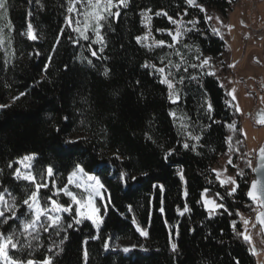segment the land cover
I'll return each mask as SVG.
<instances>
[{"label":"trees","instance_id":"trees-1","mask_svg":"<svg viewBox=\"0 0 264 264\" xmlns=\"http://www.w3.org/2000/svg\"><path fill=\"white\" fill-rule=\"evenodd\" d=\"M231 1L196 4L225 16ZM7 3L0 104L10 107L0 109V191L24 209L22 201L34 186L13 173L18 159L34 155L32 173L40 182L50 181L41 196L52 195V185H66L77 165L99 180L106 195L99 228L87 219L75 224L72 214H64L62 227L39 232V243L32 242L31 248L17 236L23 246L9 255L36 261L52 256L53 264H257L252 245L237 233L238 214L252 210L253 202L246 197L252 175L248 169L237 174L236 191L229 194L211 170L220 157L242 156L245 149L237 113L218 78L205 66L190 65L200 54L219 57L225 45L199 7L186 0H129L116 21H103V41L95 43L81 40L66 23L68 0ZM149 9L153 31L172 30L168 17L195 22L182 38L188 45L186 64L175 54L179 44L151 49L137 42L144 30L141 13ZM160 11L167 16H157ZM29 23L36 40L24 34ZM157 37L171 42L167 34ZM146 63L165 66L171 73L175 100ZM176 64L179 69L172 66ZM21 92L26 95L13 102ZM49 166L54 173L50 178ZM203 192L224 207L207 211ZM70 223L73 227L68 228ZM18 227L12 220L0 225V232H18ZM65 235L64 244L49 252ZM127 239L144 250L125 254L104 249L107 240Z\"/></svg>","mask_w":264,"mask_h":264},{"label":"rangeland","instance_id":"rangeland-1","mask_svg":"<svg viewBox=\"0 0 264 264\" xmlns=\"http://www.w3.org/2000/svg\"><path fill=\"white\" fill-rule=\"evenodd\" d=\"M84 2L86 3L87 0H85ZM203 7L204 9H206V12H203L204 16H211L212 19L209 20V22L211 23L212 27L219 29V35L222 37L225 43L224 51L219 57L216 58L208 54H200L198 56L200 57V59H197V63L190 62V65H199L205 57L211 58L209 64L204 66L210 73H215L214 75L218 78L219 83L225 89L227 102L233 106L234 111L238 116L240 134L242 136L245 153L242 156H233L228 153L220 157L211 167L216 180L220 185L226 188L228 193H230L231 189L233 187H236L237 174H240L245 169H248L250 174L252 175L253 161L250 159V157H253L254 152L258 154L260 148L264 146V124H260L258 122L259 120L257 119L258 116H264V0H232L231 9L228 10L225 16H222L215 9L205 6ZM77 8L80 13L87 11L84 4H78ZM122 8L123 7H121L120 9ZM113 11H115V9H113ZM68 16H71L74 21L77 19L83 20L84 18L82 14L77 15L76 12H73L71 14L68 13ZM149 16L151 17L148 12L147 15H142L144 30L143 33L139 36L142 38L139 43L147 48H150L149 45H154L156 41L161 40L159 39V37H157V34H167V36H169L171 40L170 44L173 46L168 47V45L170 44L165 43V48H174L179 44V46H181L178 47L179 50L177 51L179 55H177V53L175 54L178 56V60L182 62L183 65L186 64L188 62H186L187 58L184 53L186 44L182 42V38L187 32V29L193 28V24L189 23V21L193 20H186L180 17L178 19H174L175 21H177V23H172V30L165 31L157 29L153 31L150 26L151 19L148 18ZM217 17H219V19H216ZM7 19L8 16L6 13L3 15L2 19L0 18V27H3V43L0 44V46H3L7 40L9 32V23ZM221 21L223 23H221ZM70 27L74 30V27H76L75 23H73V25ZM80 27L83 28V25L81 24ZM177 27H180L181 31L184 34L178 38V42H175L172 40V36L169 35V33L171 32L172 34H175ZM32 28L33 33L36 35L35 27L32 26ZM26 33L27 28L24 34L28 39H30ZM75 33L81 40H85L82 36H80L78 32L75 31ZM86 34L89 36V39L87 40H91L95 43L101 42L98 40L95 32L91 27H89ZM152 48L155 47H151V49ZM227 65L229 67H227ZM161 67L165 68V66H156V68ZM156 73L159 74L162 80L164 75L168 74V71H166L165 69V74H160L158 72ZM168 79L171 80L170 75L168 76ZM171 82L173 83L172 80ZM233 90L235 99L233 98L232 94ZM168 91L170 92L169 89ZM172 92L173 95L171 100H175V88L172 90ZM237 107L240 109V111L237 110ZM26 156L34 157V155H25L16 161V169L19 168L22 173L29 170L32 172L31 167L34 158L32 160H24V157ZM230 159L232 161L231 164L228 163ZM249 160L251 161V166H248ZM26 165L30 166V168H27ZM213 169H215L216 171H213ZM73 172H76V176L73 178L74 181H79L82 186L76 187L75 183L68 184L67 179L66 185L68 190L76 194L77 198L83 199L87 197V193L84 192L85 187L92 186L94 188H97L99 194L94 195L92 203L94 207L98 209L95 218L102 221V209H105L106 206V195L104 193L103 187H100L101 183L100 185H96L95 180L88 179V177L90 176L94 177L93 175L87 174L85 172L80 173L77 171V169H75ZM217 173H219V178L217 177ZM229 177L235 180V185L227 182L224 184L221 183V181H227ZM252 177L253 176H251V178ZM47 182L48 184H50V181L47 180ZM64 186L57 187L55 185H52V195L50 196H41L39 194L41 204L43 206H47L48 197H52V199L56 200L58 203L64 204L65 206L71 204V199L63 192H60L59 195L55 194L57 189L63 188ZM5 199L9 202V204H11L12 199L6 194ZM61 200H63V202ZM206 200H214L217 204H219L218 199L215 196H211L203 192L202 202L205 209L209 212H213L215 209H217H214L211 206L207 205L205 203ZM76 207L77 206L75 204H72V215H74V210ZM258 208L259 204L256 201H253L251 212L238 214L240 226L237 228V233H245L246 235H249L251 237V240L249 242L254 249L257 264H264V239L262 238L260 229L254 223V219H252V222L249 219L250 217H254L255 213L258 211ZM84 211H87V209H84ZM64 214L69 215L70 213H61L62 218ZM6 215L10 214L6 213ZM30 218L31 217L26 206H24L23 210H19L18 208L17 216L7 221V223L12 220L18 222V232L17 230L11 231L6 233L5 235L9 233H16V238L18 236L19 239L24 242V237L20 236L21 222ZM84 219L87 218H83L82 220ZM87 220L92 223L91 219ZM245 220L248 221L247 225H245L244 223ZM44 222L45 224L48 223L47 221ZM7 223H4L3 219L0 218V225L4 226ZM92 225L97 229V227L93 223ZM41 231L43 230H40V232ZM240 236L243 238L242 235ZM28 239L31 241V243L33 242V244L35 243L37 245L39 243V241L37 240H31V237H29ZM106 242L109 244V247L107 249L104 248L106 251H121L125 254H128L135 250H144L143 246L140 243H136L128 239L114 241L107 240ZM25 244L26 243L24 242L23 245ZM133 245L135 247H133ZM126 247L129 248V251H124V248ZM0 264H3V262L0 261Z\"/></svg>","mask_w":264,"mask_h":264},{"label":"snow or ice","instance_id":"snow-or-ice-1","mask_svg":"<svg viewBox=\"0 0 264 264\" xmlns=\"http://www.w3.org/2000/svg\"><path fill=\"white\" fill-rule=\"evenodd\" d=\"M186 3L199 7L200 11L206 12V9L202 5H197L196 0H186ZM78 4H84L85 8L87 11L80 13L77 5ZM129 0H87L85 3L84 0H68V7H67V12L69 14L76 12L77 15H83V20H73L71 16H66L65 20L66 23L69 24V26H72L73 23H75L76 27H74V31L78 32L80 36L83 37V39L87 40L89 39V36L86 34L87 30L89 27L92 28V30L95 32L97 38L99 41H103V37L100 35V29L103 27V21L108 20L111 17H118L120 15V8L121 7H128ZM115 9V11H113ZM8 10V3L7 0H0V18L3 17V15L7 12ZM151 9L147 10V12H150ZM147 12H142L141 15H147ZM187 14V13H185ZM157 16L164 15L167 16V12H157ZM151 19V17H148ZM168 19L176 24L177 21L173 20L172 17H168ZM206 20H211V16L205 15ZM216 19H219L217 17ZM189 23H192L195 26L194 21H189ZM221 23H223L221 21ZM83 25V28L80 27V25ZM231 27V26H229ZM187 31H191V29H187ZM212 31L219 35V29L218 28H213ZM27 36L35 40L37 39L36 35L33 33V28L31 23L27 25ZM184 33L181 31L180 27H177L175 34H172L171 32L169 35L172 36V40L175 42H178V38L183 35ZM141 37H136L137 42L141 41ZM146 39V37H145ZM3 43V27H0V44ZM165 46V41L160 40L156 41L154 45H149V47H163ZM173 45H168V47H172ZM185 47H188V45H185ZM101 51L103 49L101 48ZM92 55L95 56L96 52L93 51ZM177 55L179 53L177 52ZM163 59V58H162ZM197 59H200V57H197ZM210 57H205L199 65H192V67H203L204 65H208L210 62ZM91 63V61H89ZM169 65H171V61H169ZM144 67H152L156 72L160 74H165V68H156L155 65H149L145 64L143 65ZM173 67L179 69L180 65H172ZM187 69H185L186 71ZM210 75H214L215 73H209ZM104 75H108V69H105ZM171 75L169 72L167 75H164L163 79L161 80L162 83L166 84L168 89L170 90L169 92V99H172L173 92L172 90L174 89V85L171 82V80L168 79V76ZM182 82V81H181ZM233 98L235 99L234 96V90H233ZM26 95V93H19V95L12 97V101L15 102L16 100H19L20 97ZM178 99V96H177ZM175 102V101H173ZM10 107L9 104H0V109H4ZM211 104H208V109L211 110ZM237 110L240 111V109L237 107ZM174 115V114H173ZM260 124H264V116H261L259 121ZM230 127H235V125H230ZM189 135H191L189 133ZM246 135V133H245ZM193 139L199 140V137H193ZM231 137H228L229 143L231 142ZM69 144H74L76 141L73 140H68L66 141ZM239 143V142H238ZM184 148H189L188 143H184L183 145ZM231 150V148H230ZM239 151V149H237ZM170 154V153H169ZM259 156H260V163L258 165V168L253 169V171H258L261 168H264V146H262L259 150ZM34 157L33 156H26L24 157V160H32ZM229 164L232 163L231 159L228 161ZM248 166H251V161H248ZM8 167H12L11 164L8 165ZM27 168H30V166L26 165ZM77 171L80 173H83V168H81L79 165H77ZM213 171H216L213 169ZM47 177H52L54 175L53 169L51 166H49L46 170ZM241 175L243 174L242 172L240 173ZM15 178L17 180L23 179L24 181L28 182L29 185L34 186V190L30 191V194H26V198L23 199L22 204L27 207L28 213L30 214V219H26L21 222V231H20V236L24 237V242L26 243L28 248L33 247L31 241L28 239L31 237V240H39V232L40 230H43L47 232L50 228H56L59 229L62 227V216L61 213H73V208L72 204H75L77 207L74 210V223L79 224L82 222L83 218L91 219L92 223L99 228L100 226V220L95 218L96 213L98 212V209L94 207L92 200L94 195H98V189L94 188L92 186H88L84 188V192L87 193L86 198H77V195L74 194L72 191H69L67 188V185H65L63 188L57 189L56 190V195H59L60 192H63L66 196H68L71 199V204L68 206H65L64 204L58 203L56 200L52 199V197L47 198V206H43L40 202V197H39V192L42 188H48L49 184L47 181L45 182H40L38 181L37 177L29 170L27 172L22 173L19 168L15 170L13 173ZM127 174H122V176H126ZM76 176V172H73L68 176V184H73L75 183L76 187H81V183L79 181H74V177ZM217 177L219 178V173H217ZM43 179V177H41ZM89 180H95L96 185H100V182L98 179L95 177H88ZM132 180H135L136 177H131ZM232 183L235 185V180H233L231 177L228 178L227 181H221L222 184L224 183ZM54 186V185H53ZM102 187V185H100ZM238 187V186H237ZM207 191V190H205ZM236 191V187H233L231 189V193H234ZM187 195V193H185ZM219 195V194H217ZM247 196L253 200L256 201L260 206L264 207V183H261V181L256 180L251 183V186L249 188V191L247 192ZM205 203L212 208H223V204H217L214 200H206ZM20 207L19 204L16 203V198H12L11 204L5 199V194L3 192H0V218L3 219L4 223H7L9 219L15 218L17 216V209ZM84 209H87V211H84ZM163 211V209H161ZM185 211H188L187 208H185ZM6 213L10 215H6ZM257 220L264 225V212L258 213L257 214ZM44 221H47L48 223L45 224ZM245 225L248 224V221H244ZM68 228L73 227V224H68ZM140 234L143 236H147V232L140 230ZM57 235H60L59 231L56 233ZM240 235L243 236V238L246 241H250L251 237L249 235H246L245 233H240ZM98 238V237H94ZM68 239V237L65 235L59 242V245L53 244L52 247L49 248V252L53 250V248L59 247L60 245H63L64 242ZM86 243V242H85ZM22 243L19 239L16 238V233H9L5 235V233L0 232V261L3 262V264H53V258L52 256H46L43 260L41 261H36L33 259H27L23 260L20 258H13L12 256L9 255L10 250H17L18 248L22 247ZM39 246V245H38ZM109 247V244L105 242L104 248L107 249ZM133 247H135L133 245ZM172 251L175 252L177 250V245L173 243L171 245ZM124 251H129V248H124ZM254 251V249H253ZM88 252L87 249L85 248L84 250V258L87 260ZM238 264V262H237Z\"/></svg>","mask_w":264,"mask_h":264},{"label":"water","instance_id":"water-1","mask_svg":"<svg viewBox=\"0 0 264 264\" xmlns=\"http://www.w3.org/2000/svg\"><path fill=\"white\" fill-rule=\"evenodd\" d=\"M120 11V10H119ZM115 21L117 20V17H114ZM258 120L260 119V117L258 116L257 118ZM260 163V156H259V152L256 156V159L254 161V164L252 166V179L250 180L249 182V185H248V188H247V191H246V197L249 201H252L248 196H247V192L249 191V188L251 186V183L253 181H256V180H259L261 181V183H264V168H261L259 169L258 171H253V169H256L258 168V165ZM261 212H264V207L260 206V209L255 213L254 215V223L258 226V228L260 229V232H261V235H262V238L264 239V225H262L258 220H257V214L258 213H261Z\"/></svg>","mask_w":264,"mask_h":264},{"label":"built area","instance_id":"built-area-1","mask_svg":"<svg viewBox=\"0 0 264 264\" xmlns=\"http://www.w3.org/2000/svg\"><path fill=\"white\" fill-rule=\"evenodd\" d=\"M256 156H257V153L254 152L253 157H250V159L253 161V163H254V161H255V159H256ZM252 216H253V215H252ZM249 219H250V221L252 222V219H254V217H253V218L250 217Z\"/></svg>","mask_w":264,"mask_h":264},{"label":"bare ground","instance_id":"bare-ground-1","mask_svg":"<svg viewBox=\"0 0 264 264\" xmlns=\"http://www.w3.org/2000/svg\"><path fill=\"white\" fill-rule=\"evenodd\" d=\"M259 209H260V205H259ZM259 209H258V210H259Z\"/></svg>","mask_w":264,"mask_h":264},{"label":"crops","instance_id":"crops-1","mask_svg":"<svg viewBox=\"0 0 264 264\" xmlns=\"http://www.w3.org/2000/svg\"><path fill=\"white\" fill-rule=\"evenodd\" d=\"M227 67H229V66L227 65Z\"/></svg>","mask_w":264,"mask_h":264},{"label":"clouds","instance_id":"clouds-1","mask_svg":"<svg viewBox=\"0 0 264 264\" xmlns=\"http://www.w3.org/2000/svg\"><path fill=\"white\" fill-rule=\"evenodd\" d=\"M254 164V163H253Z\"/></svg>","mask_w":264,"mask_h":264}]
</instances>
